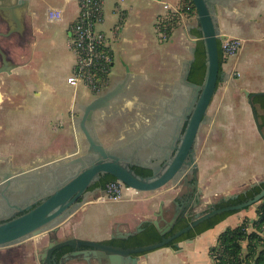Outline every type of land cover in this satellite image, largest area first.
Segmentation results:
<instances>
[{"label":"crops","instance_id":"1","mask_svg":"<svg viewBox=\"0 0 264 264\" xmlns=\"http://www.w3.org/2000/svg\"><path fill=\"white\" fill-rule=\"evenodd\" d=\"M186 2L104 0V20L97 27L108 35L114 66L109 86L101 94L112 89L118 92L106 106L111 107L109 113L102 114L103 119L97 123L96 131L101 139L100 126L106 125L107 128L102 130L105 133L119 123L125 125L119 142L127 136L130 123L134 121L128 118L127 109L135 108L133 118L140 119L141 108L144 109L148 102L155 101L160 105L158 103L171 99L179 85L194 87L184 80V74L189 60L194 59V39L201 30L198 14L183 13L166 40L160 37L156 26L159 16L168 13L167 4L176 7ZM45 4L48 11L43 12ZM212 7L221 34L242 38L244 44L236 56L223 64L227 72L223 80L225 90L231 88L233 92L218 94V85L208 108L210 122L206 125L207 131L201 135L203 142L199 155L200 181L206 186L204 197L216 187L220 192L215 191L213 195L236 193L234 189L240 181L233 179V171L232 176H227L228 167H261L258 172L264 167V139L243 90L264 92V0H212ZM52 10L61 11V18L51 20L49 12ZM80 13L78 0H30L23 16V33L16 32L0 39L8 59L16 64L11 74L4 75L5 86L0 94V99L4 100L0 154L8 159L28 165L38 158L60 153L69 154L67 159L86 153L88 142L77 129V123L83 115V107L98 95L83 85L74 87L67 80L76 61L69 47L71 28ZM232 67L239 71L238 76H230ZM81 87L90 94L81 95ZM117 145L118 142L108 148ZM56 163L50 166L53 168ZM217 165L220 168L214 167ZM259 175L254 171L244 185L261 183ZM102 196L103 191L88 193L84 208L63 223L59 237L74 235L108 242L114 238L115 231L117 234L154 225L159 218L155 213L160 201L168 202L175 194L138 191L125 186L120 200ZM108 202L116 203V211L101 221L97 211ZM207 202L210 201L205 200ZM247 218H258L254 205L230 214L191 240L143 253L139 264H214L211 248L217 244L219 235ZM163 224L160 220V225ZM45 245V242L31 243L28 239L2 249L0 264H41L38 256ZM66 264L78 263L72 259Z\"/></svg>","mask_w":264,"mask_h":264},{"label":"water","instance_id":"2","mask_svg":"<svg viewBox=\"0 0 264 264\" xmlns=\"http://www.w3.org/2000/svg\"><path fill=\"white\" fill-rule=\"evenodd\" d=\"M193 2L196 6L203 32L208 67L203 85L197 86V103L189 121L182 146L171 165L162 174L154 172L152 176H140L134 171L133 164L122 162L119 155H116L112 149L106 147L96 131L95 112L108 106L118 91L112 89L105 94H100L83 107V115L77 123V129L85 135L88 142L84 155L75 159H67L69 156L67 153L41 157L28 165L20 167V172L18 173H14L12 167L7 168L0 180V185L3 184L8 187L16 177H21L25 182H35L38 190L25 203L24 209L26 212L24 214L0 223V247L19 244L33 237L55 233L57 237H53L38 256L40 260L44 261L43 264H66L67 261L72 259H76L78 264H139L140 256L143 253L171 244L175 239L205 220L223 212L246 209L263 200L264 188L246 201L215 208L206 213L196 212L193 208H190L186 214L195 212V218L191 223L176 230L171 235H167L175 224L186 215L181 216V218L177 217L178 214L170 217L171 201L167 202L163 199L160 201L158 211L155 213L159 218L154 221V225L162 235V238L159 241L144 245L125 246L123 244L84 239L74 235L63 238L58 237V232L63 223L84 208L88 201V189L95 178H99L101 174H112L126 186L138 191H159L161 194H166L168 188L171 187L169 183L176 178L178 168L185 156L189 151H192L200 125L208 117V108L218 89L220 78L219 40L226 37V35L221 34L217 27L212 0H193ZM29 4L30 0H0V13L5 17L8 24V29L1 31L0 36L10 37L16 32L23 33L25 28L23 16L26 14ZM197 41L198 38L194 39L195 43ZM195 51L196 47H193V53ZM2 60L4 66L0 67V74L2 72L11 74L16 64L7 59L6 54ZM193 61L194 59L189 60L184 74V80L192 85L194 84L189 82L188 75ZM243 90L253 110L257 129L264 139L263 126L253 102L254 93H250L246 89ZM90 157H94V160L88 161L87 159ZM52 163L57 165L52 168L50 166ZM189 164L192 166L191 168L197 170V163L193 158H191ZM191 168L190 171L192 170ZM54 182L55 184H53ZM261 182H264V177ZM41 183L53 185L51 187L44 186L45 191L42 193L43 195L39 196ZM195 183L198 185V180ZM259 184L258 182L252 183L241 192L246 193L250 188ZM173 185H176L175 181H173ZM201 192L198 194V198H200ZM239 194L230 193L225 195L224 198L232 199ZM209 204L210 206L213 205L212 203ZM3 215H0V218ZM160 220L164 221L163 225H160ZM142 230L140 228L134 231L119 232L113 237L129 241ZM65 249L68 250L58 259L59 253Z\"/></svg>","mask_w":264,"mask_h":264},{"label":"flooded vegetation","instance_id":"3","mask_svg":"<svg viewBox=\"0 0 264 264\" xmlns=\"http://www.w3.org/2000/svg\"><path fill=\"white\" fill-rule=\"evenodd\" d=\"M7 29V21L0 13V32L6 31ZM1 38H3V36H0V39ZM5 54L8 59V53L6 49L0 44V67L4 66L2 59ZM4 75H8V73L2 72L0 74V94L3 92V88L5 86L3 80ZM201 75L202 72L195 73L194 80L189 79L188 76L189 82L193 83L194 87H184L179 85L177 90L171 94V99L168 102L158 103L162 107L157 105L155 101L148 102L144 109L141 108V118H134V121L130 123L131 128L128 131L127 136L121 142H118V145L112 149L116 155L121 157L122 162L133 164L134 171L138 175L148 177L152 176L154 172L162 174L174 161L180 147L182 146L189 121L197 103V86L203 85L204 83H201ZM226 77L227 72L225 69H223V71L220 73L218 82L220 83V81L224 80ZM3 101L4 100L0 99V131L3 127L1 124V107ZM117 107L118 105H116V110ZM110 110L111 107H103L95 112L96 129L97 123L101 122V119L104 117L103 115L109 113ZM98 113L101 114L98 115ZM209 122V116L206 117L205 122L202 121L195 142L192 146V151H189L185 156L182 164L178 168L176 178L170 181L169 186L171 187L166 191L168 193L175 194V197L170 199L172 207L170 217L174 216L175 214H178V218L186 215L175 224L173 229L167 235L174 233L176 227L183 224V222H188V224L191 223V221L195 218V212L186 214L190 208H193L196 212L206 213L215 208L227 206L222 205L229 200L224 198L225 195L217 197L215 202H212V206H210V202L205 203L204 201L203 203V197L206 195V186L200 181L201 168L199 163V155L203 142L201 136L202 127L208 125ZM191 158H193L197 163V170L191 168L192 166L189 164ZM87 160L93 161L94 157H90ZM23 166L24 165H22L19 160L8 159L7 157L0 154V180L8 167H12L13 172L18 173L20 172V167ZM190 168L192 169L191 171ZM106 174L107 173L101 174L99 178H95L92 184L103 179ZM196 180H198V185L195 183ZM173 181H175L176 185H173ZM53 184H55V182ZM53 184L41 183L38 195H43L42 193L45 191V187H51ZM91 185L88 189L89 193L103 190L101 186L91 188ZM37 190L38 188L36 187L35 182H25L21 177H16V179H14L11 185L8 187L3 184L0 185V215L2 216L4 214L3 217L0 218V223L24 214L26 212L24 209L25 203L34 196V193ZM200 191H202L201 196L198 198ZM202 205H205L206 208L199 211L198 209ZM140 228L143 229L140 231V233L144 232L146 229L144 226L139 227L136 230H139ZM114 234L116 236V231ZM46 235H48V239L45 242L46 245L53 237H57L55 233ZM64 237L69 236L65 235ZM30 240H34V238H30ZM119 240L120 239H116V237H114L109 239L108 242L120 244ZM10 246L12 245L2 246L0 247V251L2 249H7ZM40 262L41 264L44 263L43 260H40Z\"/></svg>","mask_w":264,"mask_h":264},{"label":"trees","instance_id":"4","mask_svg":"<svg viewBox=\"0 0 264 264\" xmlns=\"http://www.w3.org/2000/svg\"><path fill=\"white\" fill-rule=\"evenodd\" d=\"M185 1L187 2L181 5L182 13L171 11L167 17L163 18V15L159 16L158 22L156 24L159 35L162 31H166L169 38L179 23L182 16L181 14H198L193 0ZM197 34L198 41L195 45L196 51L194 53V61L191 65L188 76L189 79L194 80V74L197 72H202L201 83H203L205 81L208 67L207 50L205 41L203 39L202 30L197 31ZM219 47L221 73L223 71V63L225 62V58L221 50V40H219ZM253 101L257 109H260L258 114L261 124L264 126V93H254ZM113 180H116V177L107 173L103 179L92 184L91 188L101 186L104 189L106 184ZM262 188H264V182H261L259 185L250 188L246 193L241 192L237 197L229 199L228 202L223 203L222 205L228 206L246 201L249 198L254 197L255 194L259 193ZM259 202L262 203L259 207H257L258 218L254 220H250L248 218L244 219L239 225L235 227H228L219 235L217 244L211 248V254L213 258L217 260V262L214 264H264V198ZM237 211L239 210L223 212L205 220L187 233L183 234L181 237L175 239L168 246H173L176 242H180L185 239L194 238L198 234L213 228L227 216ZM187 225L188 222H183V224L176 227L175 231ZM161 238L162 235L158 232L157 228L154 225H148L144 232L138 233L129 241H124L121 239L119 241L120 244L125 246H138L159 241ZM67 250L68 249H65L64 251L60 252L58 259Z\"/></svg>","mask_w":264,"mask_h":264},{"label":"built area","instance_id":"5","mask_svg":"<svg viewBox=\"0 0 264 264\" xmlns=\"http://www.w3.org/2000/svg\"><path fill=\"white\" fill-rule=\"evenodd\" d=\"M81 13L78 20L71 28V38L69 47L73 51L76 61L73 73L68 76V82L74 87L83 85L95 95L103 93L110 83V75L114 66V53L109 43L108 35L103 30L98 29V24L104 20V0H78ZM123 1V0H119ZM169 12H181V5L172 7L166 5ZM182 15V14H181ZM49 18L56 20L61 18V11L52 10ZM161 38L166 40V31L160 33ZM221 50L227 62L236 56L244 40L239 37L226 36L221 38ZM230 76H238L239 71L232 67ZM125 184L116 179L106 184L103 196L107 199L120 200L124 195ZM214 263L217 262L215 258Z\"/></svg>","mask_w":264,"mask_h":264},{"label":"rangeland","instance_id":"6","mask_svg":"<svg viewBox=\"0 0 264 264\" xmlns=\"http://www.w3.org/2000/svg\"><path fill=\"white\" fill-rule=\"evenodd\" d=\"M47 5L45 4V8L43 9V12L45 11H48V9L46 8ZM223 69L224 66H223ZM86 88V87H85ZM87 89V88H86ZM80 94L82 95L83 94H88L89 92L87 91H84V89L81 87L80 89ZM224 91H227L228 93H232L233 90L230 88L228 90H225V83L223 82V80L220 81L219 83V93L218 94H221L223 93ZM85 92V93H84ZM90 94V93H89ZM88 94V95H89ZM218 98H216L215 101H217ZM128 110V118H130V120H134V112H135V108H130V109H127ZM101 113H98V115H100ZM129 125V122L127 123ZM105 125V124H104ZM123 127H125V125H123L122 123H119V125L116 127H111V128H108L107 131L105 133H102V130L106 129V125L104 128H99L100 130V134L102 135V140H103V143L106 147H109L111 146L113 143H116V142H119L123 135ZM206 126H203L202 127V135H204V132H206ZM121 136V137H120ZM116 139V142H113L114 140ZM120 139V140H119ZM215 168H220L219 165L217 166H214ZM213 167V168H214ZM214 168V169H215ZM261 167H259V169L257 167H253V168H250V167H244V166H240V167H228L226 170V173H227V176H232L231 174V171H233V179H238L240 182L238 187L234 189V192L236 193H241V191L243 189H246L247 185L245 186L244 184V181L246 182L248 180V178L254 174V171L257 173H259V181H262L263 180V176H264V167H262V170L258 172V170H260ZM224 174H225V171H223V174H222V177H224ZM241 184V186H240ZM229 185V184H228ZM223 189V188H222ZM215 191H219L220 192V189H218V187H216V189L213 191V190H210L207 192V197H203V201H210V203L212 202H215V199L221 195H223L222 193L218 194L217 196L216 195H213V193H215ZM262 202H257L254 204V206L257 208L261 205ZM206 206L205 205H202L198 210L201 211L202 209H205ZM116 211V203L114 202H108L106 204H104L103 206L100 207V209L97 211L98 212V216L100 218L101 221L103 220H106L110 217L111 213L115 212ZM65 226V225H64ZM34 240H31V243L34 242V241H39L40 243H44L46 242V240L48 239V235L44 234V235H41V236H37V237H33Z\"/></svg>","mask_w":264,"mask_h":264}]
</instances>
